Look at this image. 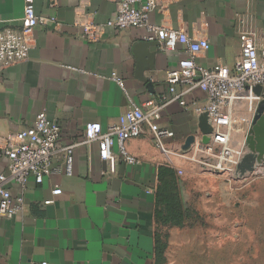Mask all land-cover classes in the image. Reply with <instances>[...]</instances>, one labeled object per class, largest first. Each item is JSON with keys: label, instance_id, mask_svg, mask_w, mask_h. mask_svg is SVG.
Listing matches in <instances>:
<instances>
[{"label": "crops", "instance_id": "obj_1", "mask_svg": "<svg viewBox=\"0 0 264 264\" xmlns=\"http://www.w3.org/2000/svg\"><path fill=\"white\" fill-rule=\"evenodd\" d=\"M121 1L0 0V31L20 28L28 2L41 21L29 59L0 73V174L8 173L3 149L12 148L41 112L60 124L63 148L82 142L90 122L104 128L117 123L130 99L145 105L168 95L167 73L186 57L185 46L174 52L149 47L144 30L136 28L107 29L97 43L84 37L81 24L87 18L106 23ZM150 22L208 39L210 50L197 59L208 68L221 64L235 70L242 27L264 50V0H170L160 4ZM184 99L185 106L174 102L157 119L175 134L166 140L167 153L147 132L127 143L140 161L136 166L102 161L97 144L81 145L74 151L72 176L62 171L41 184L34 177L25 186L9 182L13 197L23 196L25 210L12 219L0 215V264H155L161 171L172 170L179 181L208 172L185 156L202 140L196 107L204 106L207 96L196 89ZM259 102L245 92L230 106L233 146L244 147ZM63 162L59 151L54 166ZM57 187L62 194L55 197ZM51 199L54 203L45 205Z\"/></svg>", "mask_w": 264, "mask_h": 264}, {"label": "built area", "instance_id": "obj_2", "mask_svg": "<svg viewBox=\"0 0 264 264\" xmlns=\"http://www.w3.org/2000/svg\"><path fill=\"white\" fill-rule=\"evenodd\" d=\"M170 0H122L116 13L104 24H98L94 18H87L82 24L84 37L100 42L107 29L123 31L136 28L144 30V41L158 42L163 51L174 52L179 45L185 46L186 57L179 60L177 66L167 73L168 95L159 102L149 101L139 105L130 99L129 109L120 116L117 123L104 128L99 122H90L84 130V139L80 143L60 147L61 127L56 120H50L45 112L37 115L33 125L22 130L17 143L12 148H4L3 154L8 160V173L0 174V215L12 219L25 210L23 196L14 198L7 184L14 182L25 186L31 177L37 184L44 178L60 172L67 176L73 174L74 151L81 145L97 144L102 161L114 159L130 166L140 164L127 146L131 139L139 138L147 132L152 136L155 146L167 153L166 140L174 138L173 131L162 128L158 123L161 112L170 104L179 102L185 106L184 97L193 90H201L207 96L204 106L196 107L200 115L207 114L212 132L208 144L202 140L188 155L191 161L198 163L204 170L215 175L231 176L239 180L264 176V163L254 167L253 171L241 175L238 165L247 148L232 145L233 120L230 106L242 98L245 92H252L257 86L263 87L259 101L264 98V50L260 51L255 42V34L244 27L239 33L241 60L231 71L227 66L217 64L204 67L198 63V57L210 50L208 39L188 37L184 32L173 28L155 25L150 15ZM162 6L161 8H163ZM51 21L54 22L52 19ZM41 24L33 3L24 8L20 28H5L0 31V73L8 68L25 62L30 57L34 33ZM118 85L124 89L123 82L114 75ZM183 87L182 90H179ZM64 156L63 167L54 166L58 152ZM179 175L182 172L179 171ZM53 196H60L62 190L55 188ZM48 200L45 205H51ZM33 264H48L47 262Z\"/></svg>", "mask_w": 264, "mask_h": 264}, {"label": "rangeland", "instance_id": "obj_3", "mask_svg": "<svg viewBox=\"0 0 264 264\" xmlns=\"http://www.w3.org/2000/svg\"><path fill=\"white\" fill-rule=\"evenodd\" d=\"M200 174L179 177L183 218L158 220L155 264H264V176Z\"/></svg>", "mask_w": 264, "mask_h": 264}, {"label": "water", "instance_id": "obj_4", "mask_svg": "<svg viewBox=\"0 0 264 264\" xmlns=\"http://www.w3.org/2000/svg\"><path fill=\"white\" fill-rule=\"evenodd\" d=\"M158 42L148 43L149 47L159 46ZM263 92L262 86H257L253 89V93L257 97H261ZM199 128L203 135V144H208L210 141L209 135L212 132V127L209 123L207 114L200 115ZM194 143V138L190 141ZM245 147L247 152L244 155L241 163L238 165V171L241 175H245L246 172L253 171L254 167L264 163V98L256 106L251 126L248 130Z\"/></svg>", "mask_w": 264, "mask_h": 264}, {"label": "trees", "instance_id": "obj_5", "mask_svg": "<svg viewBox=\"0 0 264 264\" xmlns=\"http://www.w3.org/2000/svg\"><path fill=\"white\" fill-rule=\"evenodd\" d=\"M158 201V220L163 216H168L170 219H176V225H181L182 207L179 197V180L172 170H162L160 173V186L157 191ZM171 223V222H170ZM160 249L159 238L156 243V254Z\"/></svg>", "mask_w": 264, "mask_h": 264}]
</instances>
